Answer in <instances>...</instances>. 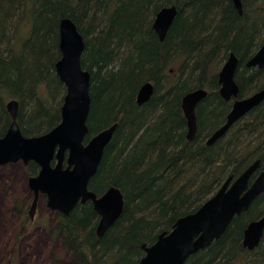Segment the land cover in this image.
Here are the masks:
<instances>
[{"label": "trees", "instance_id": "trees-1", "mask_svg": "<svg viewBox=\"0 0 264 264\" xmlns=\"http://www.w3.org/2000/svg\"><path fill=\"white\" fill-rule=\"evenodd\" d=\"M169 4L177 14L159 42L153 18ZM241 4L239 15L231 0H0V137L10 121L7 99L19 103L24 136L41 135L59 122L62 97H57L64 86L54 65L60 57L58 23L66 17L85 42L81 65L90 73L88 135L117 123L89 188L96 195L111 186L121 190L122 213L97 237L91 205H76L60 218L57 234L67 259L55 264H136L142 244L153 243L178 218L197 210L226 178L237 177L256 159L258 171L264 169V100L215 143L205 144L231 107L217 92L216 73L229 52L239 60V98L264 89V66L244 65L264 41V0ZM169 62L177 70L170 85ZM148 81L154 92L138 106L135 94ZM199 88L208 95L196 108V137L187 142L180 101ZM36 170L30 162L28 174ZM263 213L264 192L186 264H264V232L252 251L240 243L246 224Z\"/></svg>", "mask_w": 264, "mask_h": 264}, {"label": "water", "instance_id": "water-1", "mask_svg": "<svg viewBox=\"0 0 264 264\" xmlns=\"http://www.w3.org/2000/svg\"><path fill=\"white\" fill-rule=\"evenodd\" d=\"M237 12L242 14L240 0H232ZM177 9L175 6L161 9L155 15L153 30L163 41L171 27ZM84 38L75 23L68 17L58 23L59 59L54 65L58 80L65 86L60 121L49 131L37 136H24L17 123L19 103L10 99L5 109L10 117L6 133L0 138V164L21 161L38 166V173L28 180L34 193L30 209L33 216L36 200L40 193L47 197V207L64 215L78 204L90 201L100 220L96 235L101 237L111 227L123 210L124 197L114 186L97 196L89 190V181L95 175L107 145L111 142L117 123L88 136L87 126L90 111V73L81 65ZM218 82L220 96L229 101L234 99L225 123L214 131L206 144L212 145L235 123L264 100V89L249 97L237 99L238 86L234 77L238 59L230 54L226 59ZM245 66H264V42L245 63ZM153 93L150 82L144 83L136 95L137 104L147 102ZM207 93L196 89L187 93L181 102L186 121L187 138L193 139L197 130L196 107ZM260 159L246 167L237 177L226 178L217 191L195 212L178 218L170 231L157 235L149 245L142 244L143 256L137 264H185L187 258L209 247L225 232L234 216L245 212L251 202L264 192V170L253 180L260 168ZM263 215L247 224L243 232V247L254 249L263 234Z\"/></svg>", "mask_w": 264, "mask_h": 264}, {"label": "rangeland", "instance_id": "rangeland-1", "mask_svg": "<svg viewBox=\"0 0 264 264\" xmlns=\"http://www.w3.org/2000/svg\"><path fill=\"white\" fill-rule=\"evenodd\" d=\"M64 92L58 93L57 100ZM32 197L22 162L0 166V264H55L58 257L65 258L55 234L56 213L47 208L45 195L39 196L33 221H29Z\"/></svg>", "mask_w": 264, "mask_h": 264}, {"label": "bare ground", "instance_id": "bare-ground-1", "mask_svg": "<svg viewBox=\"0 0 264 264\" xmlns=\"http://www.w3.org/2000/svg\"><path fill=\"white\" fill-rule=\"evenodd\" d=\"M175 4H169V5H165V6H162L157 12H159L161 9H163V8H167V7H172V6H174ZM176 7V6H175ZM157 12L155 13V15L157 14ZM155 15H154V18H155ZM154 18H153V22H154ZM72 20V19H71ZM153 22H152V25H153ZM152 30H153V27H152ZM153 32H154V30H153ZM155 33V32H154ZM155 35H156V33H155ZM157 36V35H156ZM157 39H158V41L159 42H162V41H160L159 40V38H158V36H157ZM264 42V41H263ZM262 42V43H263ZM261 43V44H262ZM234 54L233 52H229L228 54H227V58L226 59H228V57L230 56V54ZM235 55V54H234ZM236 56V55H235ZM237 57V56H236ZM226 59H224L220 64H219V66H218V69H216V73H217V92H218V94H219V88H220V84H219V82H218V78H219V73L221 72V70H222V68H223V66H224V64L226 63ZM238 59V58H237ZM249 60V59H248ZM247 60V61H248ZM239 61V60H238ZM246 61V62H247ZM245 62V63H246ZM245 65V64H244ZM237 67H238V65H237ZM246 67V66H245ZM246 68H248V67H246ZM252 68H254V67H252ZM84 70H86V69H84ZM237 70V69H236ZM88 71V70H87ZM165 72H166V83L167 84H172L173 83V81H174V79L176 78V75H177V70H176V65H175V63H171V62H169L168 63V65L165 67ZM171 74H173L174 75V78L172 79V76H171ZM234 80H235V77H234ZM148 82H150V84L153 86V92H154V89H155V87H154V83H152L151 81H148ZM144 83H146V82H144ZM144 83H142V84H140V86L138 87V89H137V91L139 90V88L144 84ZM235 83H236V81H235ZM236 85L238 86V84L236 83ZM64 86V85H63ZM199 89H203L204 91H206V93H207V95H208V90H206V89H204V88H199ZM238 89H239V86H238ZM64 91H65V86H64ZM259 91V90H258ZM191 92V91H190ZM257 92V91H256ZM137 93V92H136ZM189 93V92H188ZM255 93V92H254ZM153 94V93H152ZM187 94V93H186ZM186 94H184L183 96H182V98L186 95ZM253 93H251L250 95H252ZM64 95H65V92H64V94H63V97H64ZM136 95L137 94H135V104L136 105H138V106H141V105H139V104H137V102H136ZM207 95H206V97H207ZM250 95H248V96H246V97H249ZM152 96V95H151ZM219 96H220V94H219ZM63 97H62V100H61V103H60V106H59V115H60V107H61V105L63 104ZM205 97V98H206ZM246 97H242V98H246ZM151 98V97H150ZM182 98H181V101H180V108H181V102H182ZM204 98V99H205ZM220 98L222 99V100H224L221 96H220ZM242 98H239V91H238V97H237V99H242ZM10 99H7L6 100V103L9 101ZM149 101V100H148ZM147 101V102H148ZM224 101H226V100H224ZM233 101H234V99L232 98V99H230L229 101H226V102H230L231 103V107H232V104H233ZM6 103H5V105H6ZM146 103V102H145ZM200 103V102H199ZM144 104V103H143ZM231 107H230V109H229V111H228V113H227V115L229 114V112L231 111ZM197 108V107H196ZM181 111H182V109H181ZM7 112V111H6ZM195 113H196V111H195ZM8 114V113H7ZM227 115H226V117H227ZM247 115V114H246ZM245 115V116H246ZM245 116H243V117H245ZM242 117V118H243ZM10 118V117H9ZM242 118H240V119H242ZM239 119V120H240ZM196 120H197V116H196ZM60 121V120H59ZM225 121H226V118H225ZM225 121H224V123H225ZM238 121V120H237ZM236 121V122H237ZM17 123H18V121H17ZM59 123V122H58ZM223 123V124H224ZM9 124H10V121H9V123H8V125H7V128H6V130H5V132L3 133V135L6 133V131H7V129H8V126H9ZM222 124V125H223ZM234 124V123H233ZM232 124V125H233ZM19 125V124H18ZM221 125V126H222ZM220 126V127H221ZM20 128V127H19ZM218 129V128H217ZM217 129H215L214 131H216ZM21 130V129H20ZM197 131V130H196ZM213 131V132H214ZM212 132V133H213ZM211 133V134H212ZM2 135V136H3ZM1 136V137H2ZM0 137V138H1ZM196 137V133H195V135H194V137H193V139H191V140H188V138H187V128H186V134H185V140L187 141V142H190V141H192V140H194V138ZM210 137V136H209ZM209 137H207V139L209 138ZM207 139H206V141H205V144H206V142H207ZM207 145V144H206ZM208 146V145H207ZM257 160V159H256ZM253 163V162H252ZM251 163V164H252ZM8 164H10V163H6V164H0V166H5V165H8ZM250 165V164H249ZM248 165V166H249ZM247 166V167H248ZM24 173H25V175L27 176V182H28V180L30 179V177H33V175L34 174H28V172H27V167H25L24 166ZM89 190H90V188H89ZM90 191H92V190H90ZM121 191V190H120ZM217 191V190H216ZM93 192V191H92ZM122 193V192H121ZM124 197V196H123ZM207 201V200H206ZM86 203V202H85ZM87 203H89L90 205H91V207H92V210L94 211V209H93V206H92V204H91V202L90 201H87ZM124 204H125V201H124ZM124 204H123V208H124ZM203 204V203H202ZM201 204V205H202ZM77 205H84V203H78ZM200 205V206H201ZM199 206V207H200ZM35 208H36V205H35ZM30 209H31V204H30V206H29V208H28V210H27V213H29L30 212ZM49 209V208H48ZM50 211H52V212H55L56 214H55V218H56V226H55V234H56V236L57 237H59V235L57 234V231H58V225H59V223H60V218L62 217V215L61 214H59V213H57L56 211H54V210H51V209H49ZM248 210V209H247ZM246 210V211H247ZM196 211V210H195ZM194 211V212H195ZM245 211V212H246ZM95 212V211H94ZM96 213V212H95ZM193 213V212H192ZM244 213V212H243ZM190 214V213H189ZM242 214V213H241ZM241 214H239V215H241ZM96 215H97V221H96V223H95V227H94V229H95V235H96V228H97V226H98V223H99V220H100V217H99V215L96 213ZM185 215H187V214H185ZM184 215V216H185ZM263 215V214H262ZM261 215V216H262ZM238 216V215H237ZM260 216V217H261ZM27 217H28V219H29V215L27 214ZM182 217V216H181ZM259 217V218H260ZM252 221H254V220H252ZM251 222V221H250ZM175 223V222H174ZM173 223V224H174ZM249 223V222H248ZM247 223V224H248ZM247 224H246V226H247ZM172 227V226H171ZM246 228V227H245ZM245 228H244V230H245ZM170 230H171V228H170ZM170 230H164V231H170ZM244 230H243V232H244ZM164 231H162V232H164ZM243 232H242V235H241V241H240V243H241V245H242V243H243ZM263 232H264V230H263ZM161 233V232H160ZM159 233V234H160ZM97 236V235H96ZM262 236H263V234H262ZM98 237V236H97ZM157 237V236H156ZM60 238V237H59ZM262 238V237H261ZM61 240V239H60ZM260 241H261V239H260ZM260 241H259V243H260ZM259 243H258V245H259ZM147 245V244H146ZM258 245L255 247V248H257L258 247ZM242 247H243V245H242ZM245 250H247V251H252V250H254V249H252V250H248V249H246L245 247H243ZM196 254V253H195ZM194 255V254H193ZM193 255H191V256H189L188 258H187V260L185 261V264H186V262L189 260V258H191ZM67 259V253H66V251H65V258H60V257H58L57 259H55L54 260V263L56 262V261H64V260H66ZM137 263H138V261H137ZM136 263V264H137ZM234 264H240V263H238V261H236V262H234Z\"/></svg>", "mask_w": 264, "mask_h": 264}, {"label": "flooded vegetation", "instance_id": "flooded-vegetation-1", "mask_svg": "<svg viewBox=\"0 0 264 264\" xmlns=\"http://www.w3.org/2000/svg\"><path fill=\"white\" fill-rule=\"evenodd\" d=\"M232 1V0H231ZM241 1V0H240ZM233 4V3H232ZM241 15V14H240ZM16 163V162H15ZM29 163L30 162H28V164L27 165H24L25 167H27L28 165H29ZM38 170H39V168H38V166H37V170H36V173L33 175V176H35L37 173H38ZM28 188H29V185H28ZM30 190V189H29ZM31 191V190H30ZM106 191V190H105ZM104 191V192H105ZM103 192V193H104ZM31 193H32V195H33V197H32V201H31V205H32V202H33V199H34V193L31 191ZM102 193V194H103ZM102 194H99V195H97V196H100V195H102ZM40 195H45V194H43V193H40L39 195H38V197H37V200H36V207H37V203H38V198H39V196ZM46 196V195H45ZM46 200H47V197H46ZM84 204H87V202L86 203H84ZM46 205H47V203H46ZM48 208V207H47ZM36 209V208H35ZM54 211H56L57 213H59V214H61L62 216H65L64 214H62L61 212H59L58 210H54ZM70 213V212H69ZM29 216H30V214L29 213H27ZM34 215H35V210H34V213H33V216L32 217H29V221H33V218H34Z\"/></svg>", "mask_w": 264, "mask_h": 264}]
</instances>
